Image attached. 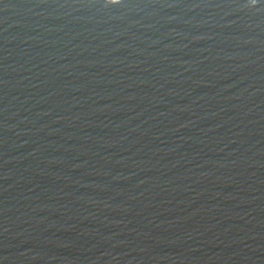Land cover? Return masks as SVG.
Here are the masks:
<instances>
[{
  "label": "water",
  "instance_id": "95a60500",
  "mask_svg": "<svg viewBox=\"0 0 264 264\" xmlns=\"http://www.w3.org/2000/svg\"><path fill=\"white\" fill-rule=\"evenodd\" d=\"M0 264H264V0H0Z\"/></svg>",
  "mask_w": 264,
  "mask_h": 264
}]
</instances>
